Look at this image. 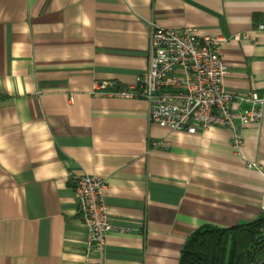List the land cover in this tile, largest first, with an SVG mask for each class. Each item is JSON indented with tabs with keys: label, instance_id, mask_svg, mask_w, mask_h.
<instances>
[{
	"label": "crops",
	"instance_id": "obj_1",
	"mask_svg": "<svg viewBox=\"0 0 264 264\" xmlns=\"http://www.w3.org/2000/svg\"><path fill=\"white\" fill-rule=\"evenodd\" d=\"M152 24L215 38L225 88L264 96V0H0V264H99L82 174L104 180L103 264H178L198 228L264 215V116L236 150L226 128L170 130L145 100L96 93L136 84Z\"/></svg>",
	"mask_w": 264,
	"mask_h": 264
},
{
	"label": "built area",
	"instance_id": "obj_2",
	"mask_svg": "<svg viewBox=\"0 0 264 264\" xmlns=\"http://www.w3.org/2000/svg\"><path fill=\"white\" fill-rule=\"evenodd\" d=\"M150 46L148 66L134 86L106 91L103 85H97L96 93L143 99L148 105L149 122L170 130L193 134L212 126L226 128L237 150L242 145L240 128L263 119L264 96L257 92L239 95L225 88L229 71L218 41L198 36L194 27L161 28L152 24ZM167 145L150 141L152 147ZM74 183L77 214L87 232V249H95L99 264H103L106 237L112 228L102 200L104 180L82 174L75 177Z\"/></svg>",
	"mask_w": 264,
	"mask_h": 264
},
{
	"label": "trees",
	"instance_id": "obj_3",
	"mask_svg": "<svg viewBox=\"0 0 264 264\" xmlns=\"http://www.w3.org/2000/svg\"><path fill=\"white\" fill-rule=\"evenodd\" d=\"M264 260V215L232 227L205 225L185 241L178 264H259Z\"/></svg>",
	"mask_w": 264,
	"mask_h": 264
},
{
	"label": "water",
	"instance_id": "obj_4",
	"mask_svg": "<svg viewBox=\"0 0 264 264\" xmlns=\"http://www.w3.org/2000/svg\"><path fill=\"white\" fill-rule=\"evenodd\" d=\"M259 264H264V260H263V261H261Z\"/></svg>",
	"mask_w": 264,
	"mask_h": 264
}]
</instances>
